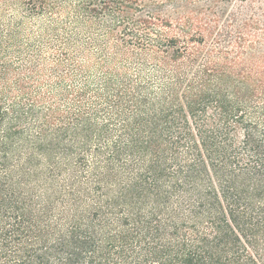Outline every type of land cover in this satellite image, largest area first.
I'll use <instances>...</instances> for the list:
<instances>
[{"label": "trees", "instance_id": "trees-1", "mask_svg": "<svg viewBox=\"0 0 264 264\" xmlns=\"http://www.w3.org/2000/svg\"><path fill=\"white\" fill-rule=\"evenodd\" d=\"M0 264H264V0H0Z\"/></svg>", "mask_w": 264, "mask_h": 264}, {"label": "rangeland", "instance_id": "rangeland-1", "mask_svg": "<svg viewBox=\"0 0 264 264\" xmlns=\"http://www.w3.org/2000/svg\"><path fill=\"white\" fill-rule=\"evenodd\" d=\"M238 4H241V2H240V1H238Z\"/></svg>", "mask_w": 264, "mask_h": 264}]
</instances>
